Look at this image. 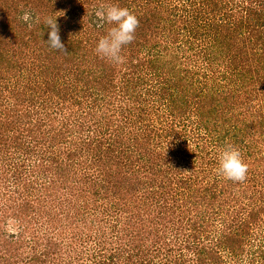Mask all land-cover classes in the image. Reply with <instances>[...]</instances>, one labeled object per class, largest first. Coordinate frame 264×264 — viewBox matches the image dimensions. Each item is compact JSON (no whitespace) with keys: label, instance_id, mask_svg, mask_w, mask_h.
<instances>
[{"label":"trees","instance_id":"trees-1","mask_svg":"<svg viewBox=\"0 0 264 264\" xmlns=\"http://www.w3.org/2000/svg\"><path fill=\"white\" fill-rule=\"evenodd\" d=\"M107 5L139 20L119 64ZM0 264H264V0H0Z\"/></svg>","mask_w":264,"mask_h":264},{"label":"clouds","instance_id":"clouds-1","mask_svg":"<svg viewBox=\"0 0 264 264\" xmlns=\"http://www.w3.org/2000/svg\"><path fill=\"white\" fill-rule=\"evenodd\" d=\"M94 16V23L98 28H102L106 23L114 25L108 30L107 35L99 39L95 52L113 63H122L124 58L120 53L123 46L132 43L135 39V31L139 26L137 16L130 12L128 8L117 5L101 6L95 11ZM19 18L29 28H32L33 24L39 23V17H34L30 11H24ZM44 23L50 29L48 40L44 43L50 49L67 55L68 53L59 35L60 29L57 24V17L49 16L45 18ZM216 173L234 183L246 181L248 165L244 162L241 151L237 147L228 144L220 150Z\"/></svg>","mask_w":264,"mask_h":264},{"label":"rangeland","instance_id":"rangeland-1","mask_svg":"<svg viewBox=\"0 0 264 264\" xmlns=\"http://www.w3.org/2000/svg\"><path fill=\"white\" fill-rule=\"evenodd\" d=\"M132 172H133V169H130ZM129 169H128V171H130ZM133 174V173H132ZM130 176H132V175H130ZM140 176H142V175H140ZM143 192H144V189H139V190H137V192L136 193H134L133 192V190H131V192H130V190H129V193L128 192H125L124 190H121V189H119L118 190V192H116V193H118V194H129V196L127 197V203H128V205L130 204V205H132L131 204V202L132 201H137L139 198H141L142 196H144V194H143ZM146 201V200H145ZM135 204V203H134ZM141 204H142V202H141ZM107 204H105V205H102V206H106ZM98 206H100V205H98ZM133 211L135 212H137L138 210H136L135 209V206H133ZM117 214L119 213L118 211L116 212ZM115 215L116 214H114V217H115ZM117 217V218H116ZM115 218H113V219H117V221H119L118 223H117V225H116V232L117 231H119V229L121 228V227H123V223H125L127 220H128V217H130V210L128 209V207H127V211H125V210H120V213L116 216ZM112 224L114 225V224H116V222H113L112 221ZM8 229H10V231H13V232H15V229L14 228H12L11 226L8 228ZM181 234H182V232H181ZM227 263H229L228 261H227Z\"/></svg>","mask_w":264,"mask_h":264}]
</instances>
